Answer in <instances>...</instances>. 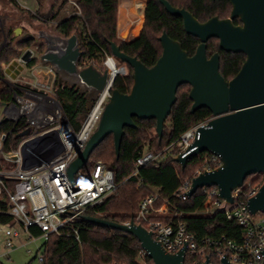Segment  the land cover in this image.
Instances as JSON below:
<instances>
[{"label": "trees", "instance_id": "16d2710c", "mask_svg": "<svg viewBox=\"0 0 264 264\" xmlns=\"http://www.w3.org/2000/svg\"><path fill=\"white\" fill-rule=\"evenodd\" d=\"M11 5L21 12L22 9L16 0H8ZM53 7L49 15L44 16L48 21L59 19L63 8L69 0H52ZM70 15L58 20L56 31L66 39L73 35L78 37L80 49L83 52L79 66L86 67L89 63L100 65L103 69L106 54L113 56L110 42L116 43L121 50L141 60L148 67H152L162 56L163 47L160 37L167 33L172 39L179 41L183 49L190 56L194 55L200 40L187 34L183 20L170 15L159 0H148L143 8L145 24L139 38L130 43L118 37V17L120 0H74ZM176 8H185L200 22L218 16L220 19L229 18L232 6L227 0H168ZM33 18L34 15L29 13ZM235 24L240 21L235 20ZM11 32L5 27V19L0 16V102L9 103L13 98V84L5 74L6 67L19 59L27 49H32L36 55L26 65L28 70H33L40 64L39 56L46 47L36 39L28 38L23 41L11 39ZM208 57L215 53L220 54V72L227 80H232L241 70L246 60L244 54L227 53L220 49L219 40L213 38L207 43ZM128 75L118 76L114 89L122 93H129L133 86V69L127 66ZM119 71V70H118ZM121 71L118 72V74ZM57 97L62 105L67 119L75 129L81 125L83 117L90 109L94 100L89 99V92L82 90L77 85L70 86L60 81L58 77L54 82ZM191 87L183 85L178 90V99L171 115L166 121L162 138L157 133L156 120H141L135 118L136 127L125 128L119 157L115 149L113 135L108 136L104 142L94 150L89 162L83 168V173L89 172L95 163L103 162L115 174L117 190L109 196L104 203L88 209L86 216H94L117 223L131 221L139 209L140 202L155 192L160 194L161 201H170L185 216L188 230L193 232L198 239L204 237L226 236L239 242L242 236L241 227L230 221L225 211L219 210L213 215L202 214L207 202V191L198 190L192 197L180 200L176 193L185 181H193L196 172L204 165L209 153H201L192 158L186 168H182L176 161L177 151L169 153L168 157L158 166L147 165L139 168L138 175L132 176L136 171V160L145 152L155 154L163 153L165 149L175 144L184 133L191 128L213 118L211 111L202 108L195 113L191 112L193 105L190 99ZM12 122L2 123L0 135L9 134L4 150L7 153L15 150L20 142L18 128ZM252 180L255 185H263L264 175L250 176L246 181ZM0 224L13 225V219L6 212L7 204L2 203ZM65 236L51 235L48 242L44 243L43 264H138L139 255L144 250L137 238L125 235L86 220H79L72 225ZM74 230H78L77 239ZM40 236L38 230H34ZM148 264L153 261L147 256ZM1 264V263H0Z\"/></svg>", "mask_w": 264, "mask_h": 264}, {"label": "water", "instance_id": "95a60500", "mask_svg": "<svg viewBox=\"0 0 264 264\" xmlns=\"http://www.w3.org/2000/svg\"><path fill=\"white\" fill-rule=\"evenodd\" d=\"M159 1L170 15L183 20L187 34L200 40L195 54L190 56L179 41L163 33L160 37L162 56L148 67L110 42L113 56L133 69V86L129 93L112 90L98 128L68 168L69 179L75 185L76 175L110 135L114 137L119 157L125 128H135V118L156 120L157 133L162 138L179 88L189 85L193 102L191 112L207 108L213 118L199 128L200 138L192 146L195 150L185 158L177 156L175 161L184 169L201 153L218 156L221 166L196 176L188 196L192 197L200 189L217 186L220 200L233 205L236 189L242 188L250 176L264 175V0H227L232 6L230 17L220 19L215 16L206 22H200L185 8L174 7L168 0ZM237 19L240 24H235ZM213 38L219 40L221 50L246 56L241 70L230 81L220 72V54L208 57L207 43ZM65 41L66 47L61 49L48 40L47 49L39 56L40 62L75 78L89 92H101L108 83V71L102 72L94 65L80 68L83 52L78 37L73 35ZM34 54L32 49H27L20 60H13L8 65L5 74L16 80ZM7 105L0 102V117ZM31 133L29 128L17 137ZM248 206L252 214L264 213V183L257 195L249 199ZM84 220L134 236L153 264H184V249L176 254L169 253L151 231L133 220L129 225L94 216H86ZM205 264H211L210 259ZM222 264L232 263L224 259Z\"/></svg>", "mask_w": 264, "mask_h": 264}, {"label": "built area", "instance_id": "2783aa9c", "mask_svg": "<svg viewBox=\"0 0 264 264\" xmlns=\"http://www.w3.org/2000/svg\"><path fill=\"white\" fill-rule=\"evenodd\" d=\"M109 62H114L115 68L121 71L118 76L128 75L126 65L117 63L114 56L106 54L105 69ZM116 78L108 88L107 84L96 94L89 111L80 119L79 129H75L67 119L51 78L35 82L18 80L11 85L13 98L0 117V126L5 122H12L15 126L21 123L18 128L20 133L29 128L32 133L21 137L17 148L10 153L4 150L9 134L0 135V214L4 213L2 203L7 204L9 210L6 213L14 223L6 225L7 252L4 257H9L16 249L15 241L21 239L23 233L30 242L43 238L45 243L51 235H67L74 223L84 220L88 209L104 203L117 190L114 172L101 161L80 177L77 174L75 185L68 176L70 164L84 150L98 128ZM206 122L188 130L163 153L148 151L142 154L136 160V171L132 176H137L141 167L158 166L174 150L178 154L176 157H187L195 150L192 146L200 138L198 130ZM221 164L218 156L210 155L196 176L215 170ZM191 186L192 181H185L176 197L180 200L189 198ZM261 186L255 185L252 180L246 181L242 188L233 192V207L225 210L227 218L242 229L239 242L224 235L198 239L183 221L184 212L170 201H162L158 205L161 201L158 192L140 202L132 220L151 231L169 253L176 254L184 249V264H205L207 259L211 264H222L224 259L232 264H263L264 213L252 214L248 206L249 199L257 195ZM204 190L207 191V202L202 214L213 215L226 203L220 200L217 186ZM131 221L125 224L129 225ZM34 230L40 232L39 237ZM74 233L79 239L78 230ZM44 252L43 244V251L38 256L40 264L44 263ZM147 256L145 251L141 252L138 264H148Z\"/></svg>", "mask_w": 264, "mask_h": 264}, {"label": "rangeland", "instance_id": "374dc122", "mask_svg": "<svg viewBox=\"0 0 264 264\" xmlns=\"http://www.w3.org/2000/svg\"><path fill=\"white\" fill-rule=\"evenodd\" d=\"M148 0H120V6L122 7V14H121V21L120 25L118 24V37H122L123 41H126L130 43V41L135 40L139 32L144 28L145 24V16L143 14V8ZM75 5L74 0H69V3L63 8V14L70 15V11L72 9V6ZM139 5H143L142 7ZM120 8V7H119ZM120 11V10H119ZM3 12H1L2 14ZM50 12H48L45 15H40L41 26L40 28L36 29L38 31L37 34H39V31L43 32V35L40 37V41H38L41 44H44L46 49L48 46V40L49 37L53 38H61L66 39L62 34L56 31L57 23H53V21H48L44 18V16L49 15ZM7 15V16H6ZM4 17L6 21V26H10L11 29L9 31L11 32V36L16 39V41L19 39V36H16L13 33V30L17 28L19 25L18 19L16 14H6ZM32 17V16H31ZM143 18V21L140 23V26H136L139 22V20ZM33 18V17H32ZM46 21V22H45ZM120 28V29H119ZM8 29V28H7ZM141 31V33H142ZM141 35V34H140ZM35 52V51H34ZM36 53V52H35ZM117 63H121L118 59H116ZM88 65H94L93 63H89ZM125 65V64H123ZM97 69L100 71L105 70V66L103 63V69L100 68V65H94ZM8 67V66H7ZM6 67V68H7ZM81 67V66H80ZM87 67V66H86ZM84 68V67H81ZM44 72L48 71V67L43 68ZM52 71V70H51ZM49 77H58L60 81L64 84H68L70 86L77 85L79 88L83 89L84 87L78 83V81L75 78H71L67 76L66 74L60 73L57 70H53L50 72ZM44 74L38 75L37 73L34 74L31 70L26 69L22 74L21 77L19 76V79L25 80V81H31L35 82L38 80V77H45ZM8 78V77H7ZM11 80V78H8V80ZM9 80V81H10ZM13 82V81H12ZM89 92V91H88ZM89 99L94 100L96 97V94L94 92H89ZM83 174V169L78 173V177H80ZM233 206L229 204H223L221 207V210H229ZM17 228H20L19 226H16ZM5 229L6 225L0 224V263L1 264H40L38 262V256L43 251V244L45 243L43 238H37L35 241H29L28 237L25 233L22 234L21 239L15 241L16 249L13 250L10 253L9 257H4V254L7 252V248L5 247L6 238H5ZM27 243L26 245H24Z\"/></svg>", "mask_w": 264, "mask_h": 264}, {"label": "crops", "instance_id": "0c3cea01", "mask_svg": "<svg viewBox=\"0 0 264 264\" xmlns=\"http://www.w3.org/2000/svg\"><path fill=\"white\" fill-rule=\"evenodd\" d=\"M16 1H17L18 5L22 9L25 10L24 12H21L18 9H16L13 5H11L9 3L8 0H0V16L3 17L6 14H10V13L11 14H16L17 19L19 20L18 21V23H19L18 25L19 26L13 30V33L16 36H19L18 37L19 39L17 41H23V40H25L27 38H30V37H34V39H36L37 41H40V37L43 35V32L39 31L40 37H39V34H37V32H36V31H38L36 29L40 28V26H41L42 19L40 18V15L42 16V15H45L48 12H50L51 9H52V7H53V3L54 2L52 0H16ZM119 10L120 11H119V17H118V24L120 25V21H121V10H122V7L121 6H120ZM1 12H3V13L1 14ZM29 13H32L35 18H32L29 15ZM61 18H63V20H64L67 17L65 18V15L63 13H61L59 19H61ZM58 20L53 21V23H55V24L57 23L58 24ZM5 27L8 28V30L11 29L10 26H6V21H5ZM141 31L139 32V34L137 35V37L140 36ZM119 38L121 40L123 39L122 37H119ZM11 39H14V38L11 36ZM14 40L16 41V39H14ZM35 55H36V53L34 54V56ZM45 67H48V71L47 72H44V70H43V68H45ZM26 69L27 68L25 67V69L23 70V72ZM51 70L53 71L55 69L51 65L44 64V63H41L40 62V64L36 68H34L33 70H31V71L34 74L37 73L38 75L44 74L43 76H45V77H38V79L51 78V80H53L55 82L56 77H49L50 74H51L50 73ZM7 77L10 78L9 76H7ZM20 77H21V75H20ZM18 80H21V79H19V77H18L16 80H13L11 78L10 82H12V81L15 82V81H18ZM21 81H25V80H21ZM82 90L86 91L85 88H83Z\"/></svg>", "mask_w": 264, "mask_h": 264}, {"label": "bare ground", "instance_id": "6f19581e", "mask_svg": "<svg viewBox=\"0 0 264 264\" xmlns=\"http://www.w3.org/2000/svg\"><path fill=\"white\" fill-rule=\"evenodd\" d=\"M122 14V11H121ZM143 21V18L141 17V19L139 20L138 24L136 26H140V23ZM49 42L52 43L53 46L57 47V48H61V49H65L67 42L64 39L61 38H53V37H49ZM109 73V81H108V85L107 88L110 86L111 82L117 77L118 75V70L115 68V64L114 62H109L107 65V69H106Z\"/></svg>", "mask_w": 264, "mask_h": 264}]
</instances>
